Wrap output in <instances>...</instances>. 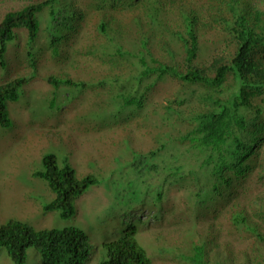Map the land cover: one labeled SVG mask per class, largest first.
I'll list each match as a JSON object with an SVG mask.
<instances>
[{
	"label": "trees",
	"instance_id": "obj_1",
	"mask_svg": "<svg viewBox=\"0 0 264 264\" xmlns=\"http://www.w3.org/2000/svg\"><path fill=\"white\" fill-rule=\"evenodd\" d=\"M16 28L46 38L57 66L74 67L80 57L95 63L87 74L125 82L138 107L151 101L161 117L158 134L167 140L156 138L160 145L139 156L151 160L154 176L167 171L156 177L162 183L150 208L156 254L129 224L103 245L98 264H264V9L256 0H27L5 14L2 45ZM219 34L227 40L198 64L202 42ZM24 84L18 78L0 86L2 127L10 126L7 104ZM164 148L166 158L158 154ZM42 163L36 174L55 195L44 210L73 217L75 201L97 179H78L71 163L59 167L51 154ZM30 247L41 264H91L92 247L77 228L35 230L15 220L0 226V248L13 264H23Z\"/></svg>",
	"mask_w": 264,
	"mask_h": 264
},
{
	"label": "rangeland",
	"instance_id": "obj_2",
	"mask_svg": "<svg viewBox=\"0 0 264 264\" xmlns=\"http://www.w3.org/2000/svg\"><path fill=\"white\" fill-rule=\"evenodd\" d=\"M25 3L27 0H0V23L7 12ZM256 3L264 9V0ZM86 32L91 36L94 29ZM226 38L219 34L213 41H203L197 63H204ZM45 46L46 38L39 35L32 40L23 28H16L11 40L0 43V86L18 78L26 80L18 99L7 104L10 126L0 125V226L15 220L35 230L77 228L92 247L88 263L98 264L106 255L103 245L134 224L141 246L155 255L148 241L155 230L152 224L148 228L153 220L150 208L155 186L162 183L156 177L164 179L167 171L154 176L149 172L151 160L139 156L145 157L167 140L158 134L163 129L161 117L151 112V101L138 107L137 94L128 90L125 82L116 85L87 74L95 63L80 57L73 58L74 67L57 66ZM220 50L225 51L224 47ZM50 76L59 83L49 84ZM68 80L71 82L66 83ZM136 83L132 79L134 87ZM110 90L114 92L109 94ZM156 138L161 139L158 144ZM169 151L175 150L169 146ZM50 154L59 167L64 161L71 163L78 179L89 175L97 179L95 186L77 198L75 215L69 219L44 210L55 195L36 173L44 171L42 159ZM158 154L166 158L168 151L164 148ZM178 161L185 164L186 160L180 157ZM167 183L168 189L175 190ZM134 194L143 201L136 200ZM0 264H13L2 248ZM23 264H41L33 247L26 250Z\"/></svg>",
	"mask_w": 264,
	"mask_h": 264
}]
</instances>
